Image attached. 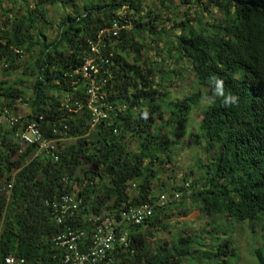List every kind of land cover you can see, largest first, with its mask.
Returning <instances> with one entry per match:
<instances>
[{"label":"trees","instance_id":"16d2710c","mask_svg":"<svg viewBox=\"0 0 264 264\" xmlns=\"http://www.w3.org/2000/svg\"><path fill=\"white\" fill-rule=\"evenodd\" d=\"M27 2L20 0L19 8L0 3V115L24 104V122L38 123L46 137L65 124L73 141L60 147L58 162L40 157L22 166L32 148L18 155V129L0 120V186L12 182L0 196V264L7 256L57 264L60 251L52 240L64 227L43 204L73 192L84 205L71 225L86 231L87 242L91 227L83 215L116 217L128 201L136 206L167 196L168 204L154 208L144 225L127 228L130 249L116 254V264H236V225L259 229L262 243L251 257L264 264V0ZM58 6L72 14L61 17L55 39L47 42L42 28ZM113 21L125 27L106 45L111 78L103 90L115 112L109 126L91 128L85 85L73 71L88 53L87 40ZM185 70L196 89L178 98L174 85ZM225 96L234 101L225 106ZM66 98L82 110L69 114ZM202 100L198 132L208 164L188 184L184 178L183 186L168 187L158 174L171 165L178 143L169 128L182 125ZM155 182L164 190L157 192ZM186 199L190 209L214 219L212 226L151 246L166 229L162 217Z\"/></svg>","mask_w":264,"mask_h":264},{"label":"built area","instance_id":"2783aa9c","mask_svg":"<svg viewBox=\"0 0 264 264\" xmlns=\"http://www.w3.org/2000/svg\"><path fill=\"white\" fill-rule=\"evenodd\" d=\"M125 27L119 26L115 21L107 28L100 29L91 40H87L88 53L82 58L79 68L73 71V76L80 77L85 85V107L89 111L91 128L103 122L109 126L110 114L115 112V107L107 100L103 90L107 78H111L109 66L111 54L106 52L112 40L117 39L119 32ZM108 45V46H106ZM21 54V51L15 50ZM65 108L69 114L79 113L83 105L75 101ZM124 106L117 108L122 112ZM22 115L3 110L0 120L9 127L17 128L15 139L19 145L18 155L25 154L27 148H32L31 153L24 157L22 166L28 165L35 158L45 157L53 162L60 159L61 146L72 142L68 134V126L51 130L52 137H46L38 123L24 122ZM39 122L42 118H38ZM116 129L114 133L116 134ZM12 182L4 181L0 186V196L11 191ZM134 192L135 186H131ZM178 196H175L177 198ZM167 196L161 195L150 203L131 205L127 202L117 212V216L111 214H86L83 222L91 227V233L87 242L86 231L71 225L75 218L82 212L83 200L77 192L62 193L52 200H46L44 207L51 213L52 221L58 226H63L64 231L52 240L54 246L60 251L57 264H116L115 256L130 249V238L127 231L129 227H140L152 216L154 208H163L168 204ZM5 264H26L22 258L7 256Z\"/></svg>","mask_w":264,"mask_h":264},{"label":"rangeland","instance_id":"374dc122","mask_svg":"<svg viewBox=\"0 0 264 264\" xmlns=\"http://www.w3.org/2000/svg\"><path fill=\"white\" fill-rule=\"evenodd\" d=\"M0 3L4 7H8L9 4L14 3V6L19 8L20 0H0ZM27 4L28 6H32V0H28ZM65 13L72 14L69 8L63 9L60 6L49 10L48 19L50 24L42 28V32L47 42H52L55 39L60 19ZM214 14V16L218 17L216 13ZM147 42H149V39H147ZM148 56L151 57V54L148 53ZM23 59L25 58L23 57ZM181 79L180 82H176L174 85V92L176 94L174 96L178 98L187 96L192 89H196L194 79L190 75L189 70L183 72ZM206 104L207 102L202 100L199 107L191 114V116L186 118L182 125L178 126L173 124L169 128L168 133L170 134L171 139L173 141L177 140L178 143L175 142L173 145L174 157L171 165L164 167V169H166L163 172L160 171L158 174L159 180L162 183L167 184L168 187L172 186L174 182L177 187L183 186L184 178L187 179L188 184V180L193 178H190L189 176H196L199 173H202L203 170L205 171L203 164L206 163L205 165H207L208 160L204 157L205 155L202 152L203 141L198 132V125ZM15 113L26 116L28 109L26 105L19 104ZM133 146L134 144H132L131 148H133ZM154 186L157 192L164 190L163 186L158 182H155ZM183 206L184 207L179 209H174V206L171 207L169 211H167V214L162 217V222L166 229L154 235L153 241L149 242L151 246H154L156 243L168 242L172 237L182 231L198 233L204 226H206V224H211V227L212 223H214L213 218H207L202 216L198 210L190 209L191 203L188 199L184 200ZM184 208L187 210L189 209L190 211L187 216L182 217L180 216V213L184 211ZM219 222L220 221H218V223ZM234 228L236 231L233 238L238 251V262L236 264H255L251 257V252L253 249L259 248L262 243L259 229L256 228L255 231H251L247 225H242L240 227L236 225Z\"/></svg>","mask_w":264,"mask_h":264},{"label":"clouds","instance_id":"9594fccd","mask_svg":"<svg viewBox=\"0 0 264 264\" xmlns=\"http://www.w3.org/2000/svg\"><path fill=\"white\" fill-rule=\"evenodd\" d=\"M217 88H218V90H219V88H220V84H219V82H217ZM219 94H220V95H223L222 92H219ZM230 101H234V98H232V97H230V96H225V97H224V101H223V103L225 104V106H227V104H228Z\"/></svg>","mask_w":264,"mask_h":264}]
</instances>
